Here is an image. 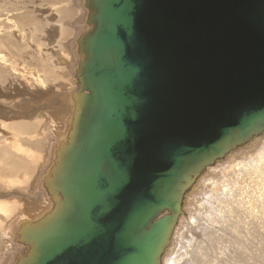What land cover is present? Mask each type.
<instances>
[{"label":"water","instance_id":"1","mask_svg":"<svg viewBox=\"0 0 264 264\" xmlns=\"http://www.w3.org/2000/svg\"><path fill=\"white\" fill-rule=\"evenodd\" d=\"M73 113L16 264H161L208 167L264 135V0H83Z\"/></svg>","mask_w":264,"mask_h":264},{"label":"bare ground","instance_id":"2","mask_svg":"<svg viewBox=\"0 0 264 264\" xmlns=\"http://www.w3.org/2000/svg\"><path fill=\"white\" fill-rule=\"evenodd\" d=\"M21 1L22 0H0V8L4 11V13L0 11V35H3L2 30L4 28L7 29L9 34L14 35L15 40L11 42H13L16 47L19 43H17L16 40L18 41V39L21 38L18 34L19 31H21V24H17L7 16L5 12L11 8L20 6ZM59 2H61V6L58 5ZM52 4L56 6L52 11L54 12L56 10L57 12L55 13L58 15V17L57 15L55 17L57 18L56 22L61 24L58 26L60 29L59 32L65 37L72 34L73 29L74 32L77 31L76 36H73L74 39L71 40L69 45L67 44L68 48H70L68 53L63 52L64 47L63 49L58 48L60 49L59 53H57L58 50L56 51L58 57H55L56 59L53 64L55 68L53 67V70L52 67L50 68L46 64H41L45 67L43 66L41 68L42 70H38L41 65L39 64L37 68L36 64L35 67L38 70L36 73H23L24 69L20 67L21 63L22 61H29L27 59L24 61V49H20L19 45L17 47L19 49L16 50L17 56L12 57L10 55L12 61L8 60V58H6L7 56L4 57L5 55H3V52L5 50L3 51L2 48L8 49L9 46L4 41L0 40V264H16L19 256L25 253V245L16 240L14 231H16L21 222L31 220V218L48 208L50 200L43 190V180L49 174L48 170L53 161L55 149L65 140L67 130L70 128L69 124L73 113L71 92L75 86L73 74L78 61L76 39L79 34L87 28V9L83 6V0H55V3ZM74 4H76V6ZM73 6L77 7L76 11ZM22 7L24 6L22 5L20 8ZM40 15H43V13ZM50 18L52 19L54 17ZM38 19H40V17ZM48 22L50 23L51 20ZM65 22L67 23L66 25ZM30 23L32 25L34 24V22ZM30 23L29 26H31ZM71 24H74V26H69ZM52 27H55V25ZM22 28L24 29L23 25ZM32 28L31 30L34 29ZM10 30L11 32H9ZM49 30H45V32ZM51 30L53 31V28ZM24 31L25 30H23V33ZM30 31H28V34ZM37 31L39 32V30ZM32 32H35V29ZM25 33L27 34L26 31ZM54 33L53 31V34ZM31 34L34 36L36 33H30L31 38L27 36L30 40L33 38ZM37 34L34 38L37 37ZM57 34L59 33L57 32ZM46 35L44 37L45 39ZM49 35L51 38V33ZM63 36L59 38H64ZM48 38L46 40H48ZM52 39L53 38H51L50 41ZM58 39H55L56 43ZM65 39L68 40V38ZM60 41L62 44V40ZM35 44H37L35 45V49L40 53L44 45L42 46V43L38 44V42ZM61 44L59 46H61ZM63 44L65 45V42ZM39 45H41V47H38ZM46 46L47 45H45V47ZM49 47L47 46V48ZM52 50L56 49L53 48ZM52 50L50 51L49 49L50 52H52ZM50 52H47V54ZM51 57L54 58V56ZM43 58L40 59L43 60ZM47 60L50 59L48 58ZM31 63L35 64V61H31ZM62 65H64V67ZM62 67L64 69H62ZM53 81L55 82L54 84H58L57 87L54 86ZM11 86H14V88H11ZM20 94H24V96L27 97L19 99L18 95ZM17 98L18 100H16ZM8 101L21 109H29H27L28 111L23 110L25 112H20V110H18L17 114L12 117L14 120L9 121L5 119L8 112L6 109ZM41 102H45L46 104L41 106L43 111H39L37 114L33 111L34 109L32 110L28 107ZM45 105L48 108L54 109L53 111L56 113L52 114L47 111L48 109L45 110ZM16 187H23V191L26 193L17 191V196H15V193L12 192ZM6 189H10L12 192H8ZM243 196L246 197V199H243ZM211 198H214L215 201L220 202L222 205L226 204L228 200L231 202L246 200L248 213L243 215H246L247 218H253L252 216L254 214L252 211H254V208H256L258 204L259 207L256 208L257 211H254L256 212L255 217L257 221H259L258 223L263 225L262 229H264V214H262V203H264V135L253 138L246 145L229 153L224 158L208 167L207 170L198 177L184 198L183 216L180 215L178 219L169 245L162 256L161 264L188 263L187 261L190 260L191 251L196 241H198L196 236H199V239H202L203 236L204 228L200 222L214 221L215 215L206 216L203 214V212L208 209ZM222 218L223 216L221 215V219ZM221 222L223 223V227H225L226 220L224 219V221ZM233 228L236 229V227ZM234 229H230L231 236L237 235Z\"/></svg>","mask_w":264,"mask_h":264},{"label":"rangeland","instance_id":"3","mask_svg":"<svg viewBox=\"0 0 264 264\" xmlns=\"http://www.w3.org/2000/svg\"><path fill=\"white\" fill-rule=\"evenodd\" d=\"M52 3H55V0H29V1L28 0H22L20 3V6H18L17 8H11L12 10L10 9L7 12H5L6 15L9 16L13 21H15L19 25L21 24L20 25L21 31H19V33H18L19 36H21V38L18 39V41L16 40V42L17 43L19 42L17 44V47L20 45L19 48L24 49V52H23V56L25 57L24 61H26V59L29 60L26 62L22 61L21 66L19 65L21 68L23 67V69H24L23 73L26 72L25 74L36 73V71H38L39 69H41L44 66V65L42 66L41 64H46L50 68L52 67V70H53V67L55 68V66L53 65L54 61L56 59L55 57H58L57 53H59V50H60L58 48L63 49V47H64L63 52L68 53L70 51V48H68V45L70 44L71 40L74 39V37L76 36L77 31L74 32L73 28L72 29H73L74 33L72 32V34H70L69 36L64 37L61 34V32H59L60 29L58 28V26L61 24L56 22L57 18H55V17L57 14H55V13H57V12H56V10L54 12H52L56 8V6ZM60 3L61 2H59L58 5L61 6ZM22 5L24 7L20 8ZM74 5L76 6V4H74ZM74 8H75L74 10L76 11L77 7H74ZM0 11H2L1 8H0ZM2 12L4 13V11H2ZM41 12L43 13V15H40V14H42ZM10 14H12V15H10ZM42 16H44V17L47 16V17L44 18ZM49 16L54 17V18L51 19ZM39 17H40V19H38ZM57 17H58V15H57ZM46 20H48V21L51 20V22L49 23ZM30 22H34V24L32 25ZM46 22L48 25L46 24ZM29 23L31 26H29ZM66 24L67 23L65 22V25ZM22 25H23L24 29L22 28ZM53 25H55V27H52ZM25 26H27V27H25ZM69 26L73 27L74 24H71ZM28 27L30 28V30L33 27L35 29V32H32V31H34L33 28H32L33 30L30 31ZM45 27H46V29H45ZM50 28L51 29L53 28V31L55 32L54 34ZM54 28H56L58 30H56ZM44 29L45 30L50 29L49 30L50 32L49 31L45 32ZM23 30H25L27 32V34L25 33V31L23 33ZM37 30H39V32ZM43 30L45 33L43 32ZM2 31H3V35H0V40L4 41L9 46L8 49L2 48L3 51L4 50L6 51V52L5 51L4 52L2 51V52H3V55H5L4 57L7 56L6 58H8V60L12 61L11 56L16 57L17 56L16 50H18L19 48H17L15 46V44L13 42H11V41L15 40L14 35L9 34L7 29H5V28ZM28 31H30V33H36V34L39 33V34H37L36 38H34L36 34H34V36L31 34L33 36V38L30 40L31 37H30V33L28 34ZM41 31L45 35L47 34L46 39L49 37L48 40H46L44 38L45 35ZM9 32H11V30ZM57 32L59 34H57ZM50 33H51V38H53V39L55 37H57V38H55L57 40L59 37H62V36L64 38H61V39L59 38L57 43H56L55 39H54L55 41L53 39L50 41V39H51L50 35H49ZM25 34H26V36H25ZM54 35H55V37H54ZM27 36H29L30 38ZM39 36H42V37H39ZM69 37H71V38H69ZM65 38H68V40ZM60 40H62V44H61ZM63 40L65 42V45L63 44L64 43ZM36 42H38V44L42 43V46L44 45V47H42V48H45V49L41 48L40 53H38L39 51L37 49H35V47H36L35 45H37V44H35ZM54 42L56 43V45ZM59 43L61 44V46H59L60 45ZM51 44L52 45L54 44V45L52 46ZM57 44H58V46H57ZM45 45H47L48 47L49 46H51V47L47 48V46L45 47ZM38 47H41V45H39ZM53 48L56 50H52ZM49 49H50V51L52 50V52H50ZM56 51H57V53H56ZM47 52H50L51 54L50 53L47 54ZM51 56H54V58H52ZM31 58H32V60H31ZM40 58L41 59L43 58V60H41ZM48 58L50 60H47ZM36 59H37V62H36ZM38 60L41 61L42 63L39 62ZM44 60H45V63H44ZM31 61L32 62L35 61V64L31 63ZM31 64H34V65H31ZM39 64L41 65L40 68H38ZM26 65H28V66H26ZM35 65L37 66L38 70L35 67ZM62 66L64 67V65H62ZM63 67H62V69H64ZM65 74H66V72H65ZM22 81H23V79H22ZM54 83L55 82L53 81V84ZM53 84H52V86H53ZM14 86H16V85H14ZM14 86H11V88L12 87L14 88ZM54 86L57 87L58 84L57 85L54 84ZM7 88H10V87H7ZM26 97L27 96H24V94L18 95L19 99L26 98ZM18 98L16 100H18ZM8 104H10V105H8ZM8 104L6 105V109L8 110V112L6 114L7 116H5V119H7L9 121L14 120V118H12V117H14L15 114H17L18 110H20V112H25L23 110L29 109V108H27V109L22 108L21 109L12 103H9V101H8ZM44 104H46V103L41 102V103L34 104V105L28 106V107H30L32 110L34 109L33 111L36 112V114H37V112L43 111L41 109V106ZM9 107H12V108H9ZM22 107H27V106H22ZM46 107H45V110L48 109L47 111L51 112L52 114L56 113L55 111H53L54 109H51L50 107L49 108L48 107L46 108ZM14 109H16V110H14ZM10 115H11V117H10ZM30 117H32V116H30ZM16 188L13 189L14 190L13 192L10 189H8V190L6 189V190L8 192L10 191L12 193H15V196H17L16 193H18V192L26 193L25 191H23L24 190L23 187H21V188L16 187ZM6 190H5V192H6ZM242 198L246 199V197H244V196ZM254 204H255V202H254ZM262 206H263V210H264V203H262ZM257 207H259L258 204H257L256 208ZM256 208H254V211H257ZM263 210H262V214H264ZM254 211H252V213L254 214L252 216L253 218H247L246 215H243V214L248 213L246 200L245 201L241 200L240 202H231L228 200L226 202V204L222 205L220 202L215 201L214 198H211L210 203L208 205V209L205 210L203 212V214L206 216H211V215L214 216L215 215L214 221L212 220V221L200 222L204 228L203 236H202V239H199L200 237L196 236L198 241H196V244L193 247L191 254H190V260H188L187 261L188 263H186V264H264V229H262L263 225H261V223L260 224L258 223L259 221H257V218L255 217L256 212H254ZM221 215L223 216L222 219H221ZM255 218H256V221H255ZM224 219L226 220V225H225L226 228L223 227V223L221 222V221H224ZM250 219H252V220H250ZM253 219H254V221H253ZM233 227H236V229H234ZM257 228L258 229L260 228V229L258 230ZM230 229L236 230L237 235L231 236V233H230L231 230Z\"/></svg>","mask_w":264,"mask_h":264}]
</instances>
